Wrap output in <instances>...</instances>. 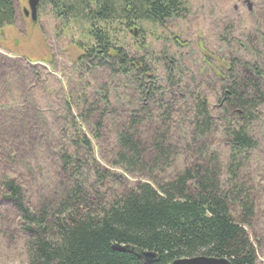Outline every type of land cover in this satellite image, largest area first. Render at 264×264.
<instances>
[{
  "label": "trees",
  "instance_id": "trees-1",
  "mask_svg": "<svg viewBox=\"0 0 264 264\" xmlns=\"http://www.w3.org/2000/svg\"><path fill=\"white\" fill-rule=\"evenodd\" d=\"M188 2H41V8L50 5L60 31L74 36L78 26L74 70L98 83L82 82L75 94H64L59 110L67 125L42 115L28 90L16 108L0 106V241L22 240L25 264H170L198 255L257 264L259 237L249 231L256 204L242 168L258 148L252 128L264 113V33L246 39L250 57L238 55L243 39L221 59L204 54L209 71L202 81L217 79L213 105L206 91L188 88L165 48L159 55L165 73L158 77L145 38L134 50L124 41L145 22L163 26L186 16ZM258 14L264 21L263 8ZM17 18L15 0H0L1 35ZM29 61L18 71L37 78ZM18 63L0 53V87L12 84ZM108 127L112 161L103 165L94 141ZM219 129L229 148L226 161L212 147ZM19 168L39 180L33 201ZM125 245L159 259L147 262L116 247Z\"/></svg>",
  "mask_w": 264,
  "mask_h": 264
},
{
  "label": "rangeland",
  "instance_id": "rangeland-1",
  "mask_svg": "<svg viewBox=\"0 0 264 264\" xmlns=\"http://www.w3.org/2000/svg\"><path fill=\"white\" fill-rule=\"evenodd\" d=\"M15 4L18 12L17 22L15 26L4 28L3 35L0 34V53L10 60H19L20 63L12 70V84L0 87V106L16 108L14 106L24 101L25 90H28L27 93L32 95L33 103L35 107L40 108L42 115L49 117L52 123L67 125L60 119L59 110L64 94L70 90L75 94L77 89L80 90L82 82L83 84L88 82L91 86L98 83L94 81L96 76L88 74L79 78L74 70V63L81 53L75 42L81 36L79 28L75 27L74 36L65 34L66 31H60L61 22L54 17L49 4L39 8L36 23L30 16L24 14L25 8H29L28 0H15ZM262 8L264 9V0H189V11L186 16L170 19L163 26L145 22L143 30L137 26L125 33L124 41L134 50L141 36L145 38L149 58L158 77L165 73V66L159 56L165 48L169 55H174L177 59L176 65L184 72L188 88L194 90L197 86L199 90L206 91L213 105L215 103L213 92L218 89L215 82L217 79L212 78L214 83L202 81L203 75L209 71L204 54L211 53L221 59L222 54L229 49L236 52L235 42L238 39L246 41L253 34L264 33V26L260 25H264V21L258 16ZM246 42V46L242 47V50L239 49L238 55L250 57L251 43L248 40ZM28 61L38 74L37 78L36 75L21 73V68L27 65ZM19 65L22 67L18 71ZM193 76L197 78L194 80ZM119 93L125 95L127 92L120 89ZM55 117L60 120L56 121ZM85 129L90 131V127L85 126ZM105 132L108 135L102 139L104 141L95 140L94 145L97 157L101 159L99 163L110 165L111 136L114 131L112 127H108ZM218 132L211 138L212 147L218 149L221 160L226 161L229 148L221 135V129ZM252 134L258 141V148L246 159L242 176L250 181L253 188L252 198L255 199L256 210L249 231L253 239L259 237L257 264H264V113L254 124ZM44 152L47 155L41 148L40 160L46 176H50V161L46 159ZM181 161L179 156L178 163ZM18 170L20 180L33 201L37 197L39 180L34 182V177L26 170L23 171L21 168ZM118 173L124 175L121 170ZM123 177L130 182L135 179L128 175ZM25 262L22 240L17 244L11 240L0 241V264Z\"/></svg>",
  "mask_w": 264,
  "mask_h": 264
},
{
  "label": "water",
  "instance_id": "water-1",
  "mask_svg": "<svg viewBox=\"0 0 264 264\" xmlns=\"http://www.w3.org/2000/svg\"><path fill=\"white\" fill-rule=\"evenodd\" d=\"M42 1L43 0H28L29 8H25L24 10V14L26 16H30L34 23L38 21V12ZM249 9H250V4H249ZM116 247L120 250L132 252L142 257L147 262H153L159 259L156 253L152 251L143 250L142 248L137 246L125 245V246H116ZM170 264H232V263L226 257L198 255L193 257L178 258Z\"/></svg>",
  "mask_w": 264,
  "mask_h": 264
}]
</instances>
